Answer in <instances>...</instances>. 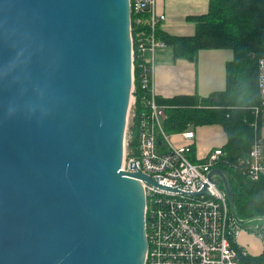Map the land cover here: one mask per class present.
Wrapping results in <instances>:
<instances>
[{
  "label": "water",
  "instance_id": "95a60500",
  "mask_svg": "<svg viewBox=\"0 0 264 264\" xmlns=\"http://www.w3.org/2000/svg\"><path fill=\"white\" fill-rule=\"evenodd\" d=\"M131 73L129 0H0V264H144L138 178L157 182L122 169ZM208 177L238 224L264 218Z\"/></svg>",
  "mask_w": 264,
  "mask_h": 264
},
{
  "label": "built area",
  "instance_id": "2783aa9c",
  "mask_svg": "<svg viewBox=\"0 0 264 264\" xmlns=\"http://www.w3.org/2000/svg\"><path fill=\"white\" fill-rule=\"evenodd\" d=\"M129 8L132 84L122 169L139 170L171 188L138 178L145 195L144 264H264L249 259V251L238 244L240 231L253 229L236 222L221 182L208 177L212 167L228 164L226 150L216 146L201 160H192L196 134L191 125L177 131L164 127L167 105L156 101L154 66L156 50L169 45L157 36L165 14L157 10L156 0H129ZM257 64L260 101L253 106L251 146L238 167L251 180L264 174V57ZM204 184L203 192L193 193ZM259 227L264 229V218ZM257 234L264 240L263 230Z\"/></svg>",
  "mask_w": 264,
  "mask_h": 264
},
{
  "label": "trees",
  "instance_id": "16d2710c",
  "mask_svg": "<svg viewBox=\"0 0 264 264\" xmlns=\"http://www.w3.org/2000/svg\"><path fill=\"white\" fill-rule=\"evenodd\" d=\"M193 18V33L171 34L159 28L157 36L172 47L175 57L195 59L201 49H232V57L225 63V87L208 97L196 93L157 95L156 101L167 105L164 127L177 131L188 125H221L226 141L219 147L226 150L228 164L218 165L229 172L237 214L241 218L263 215L264 174L251 180L238 167L251 146L253 106L260 101L257 63L264 57V0H209L207 11ZM127 145H132V140ZM196 151L195 141L190 155L192 160H201L204 155L199 157ZM260 230L264 231L260 227L254 231ZM248 258L264 261V251Z\"/></svg>",
  "mask_w": 264,
  "mask_h": 264
},
{
  "label": "crops",
  "instance_id": "0c3cea01",
  "mask_svg": "<svg viewBox=\"0 0 264 264\" xmlns=\"http://www.w3.org/2000/svg\"><path fill=\"white\" fill-rule=\"evenodd\" d=\"M208 1L156 0L157 10L165 14L161 29L171 34L193 33L195 28L193 16L204 13L208 7ZM232 54L230 48H207L199 50L195 59H189L175 57L170 45L158 48L155 53L154 66L157 94L171 96L177 93H196L199 97H208L212 92L225 87V63L232 57ZM219 128L223 130L224 138L203 146L204 134L208 130H213L218 135ZM194 131L196 152L199 157L203 156L208 149L220 146L226 141V133L219 124H203ZM243 231H240L237 239L242 234L246 235L244 238L250 236ZM245 244L248 243L245 241ZM263 251L264 248L261 252Z\"/></svg>",
  "mask_w": 264,
  "mask_h": 264
},
{
  "label": "rangeland",
  "instance_id": "374dc122",
  "mask_svg": "<svg viewBox=\"0 0 264 264\" xmlns=\"http://www.w3.org/2000/svg\"><path fill=\"white\" fill-rule=\"evenodd\" d=\"M208 8V7H207ZM207 11V10H206ZM205 11V12H206ZM195 15H198V14H195ZM194 15V16H195ZM200 125H191V127L193 128V130H196ZM219 134L217 135V133L213 130H208L205 134H204V137L202 138V143H203V146H207V144H210L211 142L213 141H216V140H221L222 137L224 138V132L223 130H221V128H219ZM197 146V145H196ZM262 219H253V220H250L248 222V228L250 229H254L256 226H258L259 223H261ZM243 232H245V234H248L250 235L249 237L247 238H244L246 237V235L242 234L237 240H238V244L239 245H242V246H245L246 249L252 253L253 255L255 254H258L259 252H261L264 248V240L261 238L260 234H257L255 233L254 230H244ZM245 241L248 243V244H245Z\"/></svg>",
  "mask_w": 264,
  "mask_h": 264
},
{
  "label": "bare ground",
  "instance_id": "6f19581e",
  "mask_svg": "<svg viewBox=\"0 0 264 264\" xmlns=\"http://www.w3.org/2000/svg\"><path fill=\"white\" fill-rule=\"evenodd\" d=\"M145 232H146V230H145ZM144 262H145V259H144Z\"/></svg>",
  "mask_w": 264,
  "mask_h": 264
}]
</instances>
